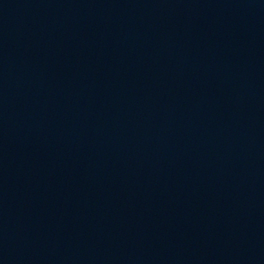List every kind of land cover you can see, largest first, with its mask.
<instances>
[{"label": "water", "instance_id": "water-1", "mask_svg": "<svg viewBox=\"0 0 264 264\" xmlns=\"http://www.w3.org/2000/svg\"><path fill=\"white\" fill-rule=\"evenodd\" d=\"M0 264H264V0H0Z\"/></svg>", "mask_w": 264, "mask_h": 264}]
</instances>
